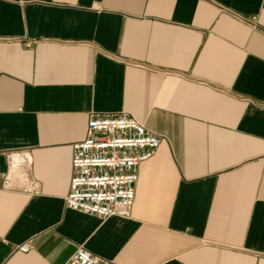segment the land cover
<instances>
[{
  "label": "crops",
  "instance_id": "1",
  "mask_svg": "<svg viewBox=\"0 0 264 264\" xmlns=\"http://www.w3.org/2000/svg\"><path fill=\"white\" fill-rule=\"evenodd\" d=\"M91 111L164 137L129 216L66 204ZM78 246L264 264V0H0V264H63Z\"/></svg>",
  "mask_w": 264,
  "mask_h": 264
},
{
  "label": "built area",
  "instance_id": "2",
  "mask_svg": "<svg viewBox=\"0 0 264 264\" xmlns=\"http://www.w3.org/2000/svg\"><path fill=\"white\" fill-rule=\"evenodd\" d=\"M163 141L161 134L129 112H89L85 138L72 145L67 206L101 218L129 216L138 167L154 155ZM19 248L26 251L30 245L25 242ZM63 264L118 263L78 246Z\"/></svg>",
  "mask_w": 264,
  "mask_h": 264
}]
</instances>
